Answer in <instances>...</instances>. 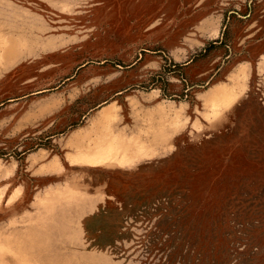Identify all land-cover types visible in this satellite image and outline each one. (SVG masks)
<instances>
[{"label": "rangeland", "instance_id": "1", "mask_svg": "<svg viewBox=\"0 0 264 264\" xmlns=\"http://www.w3.org/2000/svg\"><path fill=\"white\" fill-rule=\"evenodd\" d=\"M0 264H264V0H0Z\"/></svg>", "mask_w": 264, "mask_h": 264}]
</instances>
